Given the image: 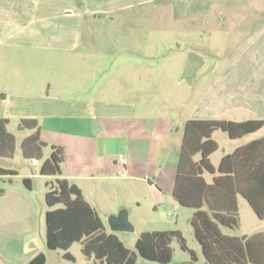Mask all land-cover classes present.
Listing matches in <instances>:
<instances>
[{"label": "crops", "instance_id": "obj_1", "mask_svg": "<svg viewBox=\"0 0 264 264\" xmlns=\"http://www.w3.org/2000/svg\"><path fill=\"white\" fill-rule=\"evenodd\" d=\"M14 1L20 9L21 0ZM27 1L28 18L22 15L13 32L32 35V39L25 43L32 42L35 47L65 53L72 59L69 63L79 71L71 80L44 78L40 85L28 84L23 91L18 85L10 87L3 95L4 100L14 99L18 104L14 106L13 115L8 113L0 118L8 119L9 123L11 116L18 118L19 122L24 118L37 119L41 139L47 148L56 146L65 151L61 177L81 190L101 218V206L93 205L88 196L97 202H114L115 193L122 196L127 193L128 199L122 198V204L128 205L131 216L135 207L141 208L139 182L144 183V188L152 194L155 191L168 193L174 208L179 211L181 206L174 199L173 191L188 122L264 121V79L251 75L257 66L249 58L243 60L241 67H235L232 75L226 72L216 78L202 77L207 62L203 54L196 52L201 50L197 47L183 53L185 50L179 45L177 56L167 62H150L144 52L150 48L154 50L155 45L149 44L148 33L141 27L128 28V44L125 46L133 56L144 58H123L108 77L99 76L101 67L93 58L100 46L99 30L94 28L97 23L108 17L112 20L128 19V25L132 23L129 20L143 23L149 14L131 9L152 3L158 6L172 3L174 11L158 14V17H168L177 24L188 19V25L197 28L198 19L207 22L212 17L213 4L217 0ZM118 14L122 16L117 18ZM247 23L248 26L255 24L252 21ZM119 40L122 39L116 37L112 42L118 43ZM262 43L263 31L254 40V45L260 47ZM207 44L210 45V41ZM85 53H91V58L84 57ZM2 64L0 61V67ZM23 100L34 102L37 107L20 110V101ZM260 131L239 139H231L223 131L215 132L212 139L218 143L219 150L221 147L223 150L217 165L213 158L219 150L212 155L213 165L217 168L225 155L264 139L259 136ZM218 133L224 137L223 145L219 143ZM21 135L22 143L29 133ZM16 140L18 143V137ZM195 160L199 161L200 155ZM6 163L0 159L1 167L15 170ZM32 163L37 165L38 161ZM51 178L55 181V177ZM205 178L208 183L212 182V176L205 175ZM0 181V190L4 191L0 195V264H30L40 254L46 256V264H55L49 262L45 252V249L53 252L47 247V204L40 215L42 244H38V202L34 182L30 183L31 189H24L15 185L13 177ZM121 181H124V188ZM46 193L47 190L45 197ZM240 198L247 201L238 197V204L244 208ZM116 208L111 207L108 215L116 214ZM104 226L112 232L105 223ZM87 261L95 264L93 258Z\"/></svg>", "mask_w": 264, "mask_h": 264}, {"label": "rangeland", "instance_id": "obj_2", "mask_svg": "<svg viewBox=\"0 0 264 264\" xmlns=\"http://www.w3.org/2000/svg\"><path fill=\"white\" fill-rule=\"evenodd\" d=\"M27 0H21L20 9L17 8V2L14 0H0V61H3L0 67V117L5 114L13 115L14 106L18 104L16 100H4L7 89L14 85L20 86L22 91L28 84L38 86L40 81L44 78L50 80H68L73 79V75L77 73L78 68L74 67L71 60L63 52H53L47 49L35 47L29 39V36L23 31L20 33L13 32L21 22L20 18L25 15L28 18ZM172 3H166L158 6L152 3L143 7L131 9L133 12L148 13L147 19L143 23L135 20H129L132 23L128 25V19L105 18L102 22L97 23L94 28L99 30L97 35L100 46L94 53V62L100 64L101 74L100 78H106L112 73L119 61L123 58H144L139 55H132L128 52V47L125 46L128 40V28H143L148 33L149 44L155 45L154 50L150 48L148 55L150 62H167L173 56H177L176 49L179 47L185 50L194 49L195 47L201 49L196 52L203 54L206 59V65L202 70V77H213L225 74L228 72L232 75V70L235 67H241L243 60L250 59L257 67L251 75L260 76L264 79V43L260 47H255L254 40L261 36L264 32V0H217L213 4L212 17L209 20H197V28H191L189 20H182L179 24L173 22L172 19L166 17L161 19L158 14L164 12L172 13L174 11ZM183 9V8H182ZM22 13V14H21ZM122 16L118 14L117 18ZM254 22L252 26H248L247 22ZM242 28V29H241ZM262 29V30H261ZM261 30V32H260ZM13 33V34H12ZM119 38L118 43H113L112 40ZM210 41V45L207 42ZM263 41V40H262ZM128 44V43H126ZM172 47V48H171ZM174 47V48H173ZM204 48L206 50H204ZM191 51V50H190ZM189 51V52H190ZM175 54V55H173ZM84 57L92 56L91 53H85ZM182 60V57H178ZM54 60V61H53ZM61 61V62H60ZM68 61V64L65 63ZM59 62V63H58ZM70 62V63H69ZM166 67H164L165 69ZM231 72L229 73V71ZM227 74V75H228ZM67 78V79H66ZM6 92V93H5ZM21 109L23 111L32 110L36 104L27 100L20 101ZM37 107V106H36ZM22 111V112H23ZM19 120L11 116L8 130L18 137L16 145V153L12 160H5L6 165L18 171V176L13 177L16 186H22L24 178L29 177L34 182V192L38 202V225H37V238L38 244H42L41 238V211L46 208V201L44 192L46 189V182L52 181L51 177H42L39 169L43 161L50 156L51 148L44 150V158L33 165L31 161L24 159L21 149L22 135L18 130ZM260 137H264V129L259 133ZM21 138V139H20ZM220 145H223V135L218 133L217 136ZM222 147L215 154L213 161L217 165L219 158L222 156ZM2 181H0V186ZM122 187L124 188V181ZM140 188L139 201L141 208L133 209L130 220L135 227L133 232H115L121 241L138 256L136 264H158L144 260L136 250V243L144 232L154 231H180L186 239L187 246L196 254V262H193L191 254L183 251L177 240L171 244L173 249V259L170 264H206L203 256L202 249L196 241L193 229L190 225V218L193 215V210L180 207L179 211L174 208L173 201L168 193L155 191L152 194L144 183L139 182ZM93 205H100L99 212L102 215L104 223L108 227L107 215L111 207H117L119 211L121 207H128L122 204L124 197L128 199V194L123 196L115 193L113 202L112 200L96 201L92 196H88ZM243 206L239 205L240 209V225L236 230L221 227V231L227 236H254L264 233V220L257 217L250 206L240 198ZM99 203V204H98ZM120 203V204H118ZM43 228H45V221L43 220ZM45 238V232L43 233ZM48 259L50 263L55 264H89L87 259L82 253V245L76 243L69 250L76 257V261H69L64 259V251L58 250L48 252Z\"/></svg>", "mask_w": 264, "mask_h": 264}, {"label": "trees", "instance_id": "obj_3", "mask_svg": "<svg viewBox=\"0 0 264 264\" xmlns=\"http://www.w3.org/2000/svg\"><path fill=\"white\" fill-rule=\"evenodd\" d=\"M9 120L0 118V159L12 160L16 153V136L8 130ZM264 128V121L225 122L191 121L185 128L173 197L181 207L194 210L190 220L194 237L199 243L206 264H264V233L254 236H227L221 227L236 230L240 225L238 197H243L257 217L264 220V139L238 148L225 155L216 168L211 157L219 150L212 139L217 131L231 139L254 134ZM21 134H28L21 144L27 161H42L47 144L41 139L37 119L24 118L19 122ZM50 157L43 162L40 174L55 177L46 182L47 247L62 250L64 258L75 261L70 249L82 245V253L95 264H136L138 256L115 233L109 232L98 212L90 205L81 190L62 178L65 151L53 146ZM200 155V160L195 157ZM17 170L0 166V179L18 176ZM205 175L212 176L208 183ZM31 178L23 183L31 189ZM4 191L0 190V195ZM177 240L183 251L196 254L187 246L180 231L144 232L136 243L138 254L147 261L170 264L171 244ZM30 264H46L40 254Z\"/></svg>", "mask_w": 264, "mask_h": 264}, {"label": "water", "instance_id": "obj_4", "mask_svg": "<svg viewBox=\"0 0 264 264\" xmlns=\"http://www.w3.org/2000/svg\"><path fill=\"white\" fill-rule=\"evenodd\" d=\"M108 227L112 232H133L135 227L130 220V209L122 207L116 214L107 215Z\"/></svg>", "mask_w": 264, "mask_h": 264}]
</instances>
